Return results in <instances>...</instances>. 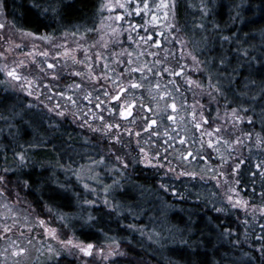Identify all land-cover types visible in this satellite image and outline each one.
<instances>
[{
	"label": "trees",
	"instance_id": "1",
	"mask_svg": "<svg viewBox=\"0 0 264 264\" xmlns=\"http://www.w3.org/2000/svg\"><path fill=\"white\" fill-rule=\"evenodd\" d=\"M101 1L6 0L4 11L0 13V21L8 22L9 25L17 30L23 29L24 31H32L40 35L47 33L57 36L67 32L72 36H79L80 33L86 34L90 28H94L100 20L99 6ZM202 2L203 5L207 6V10L202 6ZM236 2L237 0H176L174 15H176V23L180 26L184 36H186L190 47H192V50L202 62L201 71L197 75L201 84L205 85L206 89L209 88L210 84L215 85V87L227 93L226 96L218 94L215 100H211V93L210 95H205L202 99L207 105L209 104L208 107L210 108L206 112L211 115V119L213 121L216 120L217 117L215 118V116L219 109H237L241 116L253 117L252 120H243L240 131L252 133L255 137L259 135L264 138V121L256 119L255 113L251 108L242 109L240 107L241 102L245 104L249 102L247 97L239 98L238 93L234 95L232 92L234 87L239 88L240 92L245 91L243 87L244 77L250 74L248 63L243 59L244 53L239 51L237 41L235 39H225L233 34L237 38H241V33L247 31L243 23H229L230 17L234 14L233 4ZM252 2L255 8L259 9L261 7V0H252ZM242 7L244 6L242 5ZM53 8L55 11L52 10ZM247 18L246 14L245 19L247 20ZM200 25H204V27L201 28ZM161 35H167L166 31L163 30ZM257 59L260 58L257 57ZM221 60L224 63H220ZM255 72L256 75H264V63L258 64ZM157 74L155 73V78H157ZM229 74L232 75V83L226 85L224 82L225 77L229 76ZM209 75L212 77L211 80L208 79ZM167 76L169 75L167 74ZM177 79L180 80L176 81L175 84L166 77L164 79L159 78V81L155 80L170 90L177 103L182 105L180 117H183V119L179 121L180 127H176L174 132L184 133V129H187L186 132L189 131L192 135L196 130L193 129L189 121V109L183 102L185 92L182 85L186 82L185 77L181 75ZM75 80L76 77L73 75L63 77L52 84V89H45L49 91H47L48 94L45 93L38 100L29 97L27 94L25 95L19 90L10 89L6 82L0 83V145H2L0 147V173H3L6 179L10 181L21 175L37 185L43 179L46 181L45 187L50 186L53 190L51 194L46 192L44 197L40 198L32 188L25 190L22 186H18L19 196L25 202L16 203L15 207L12 208V211L17 213L15 219L19 220V223L15 225L21 227V225L31 224L33 229L32 232L21 230L23 232L22 236L17 234L16 236L15 233L0 236V264H5V261L7 264H82L79 257H73L68 253H63L59 257L48 256L47 249L49 244L47 240L41 233H36L35 231L41 226L36 223L37 216L49 220L50 224L55 226L64 239L73 236L74 239L92 242L96 246L112 243L109 236H105L99 229L95 230L94 234L82 233L79 230L75 231V234L72 231H66L61 221L57 220L55 215L45 207L46 200L48 204L52 205L53 209L59 208L63 212L73 213V220L86 218L89 208L95 213L96 209L103 207V205L94 204L89 206L80 203L83 199H93L94 193H90L88 189L84 188L76 173L80 171L81 164H88L90 157L99 159L100 156H105L107 161L116 163L111 153L108 155L104 154L101 145L107 146L109 140H102V135L99 131H97L98 133H91L88 129L81 128L68 115L59 116L57 111H52L50 108V104L53 102L61 103L64 110L67 108L68 110L73 109L67 107V100L70 98L67 93L69 92V95H71L73 91L72 89L69 91L67 85H71ZM0 81H5L1 73ZM212 90L214 91V89ZM91 91L93 94L88 98H86V92H82L78 104L80 107L84 105L87 108L88 115L91 117L95 115L98 121L105 123L115 114L106 110L109 102L105 99L103 101L99 89L92 88ZM61 92L65 93L63 97L59 95ZM113 105L114 103L112 102L111 106L114 107ZM100 106L103 107V110H101ZM37 113L40 116L39 120L34 119ZM100 116L105 119L100 120ZM162 123L163 119H161ZM125 136L126 134H124ZM145 136L147 135L144 134L142 138L145 139ZM163 141L164 137L152 136L148 142L149 148L162 151L165 147ZM111 144L115 145L116 142H111ZM251 145L252 148L243 154L244 160L241 169L238 170L240 174L237 175L236 173L235 176L239 180L238 190L252 204H259L260 193L264 191V174H261L260 169L256 168L255 165L264 163V147H258L254 142ZM160 146H163V148H160ZM20 152H24L27 157L23 163H21L17 155ZM206 162L207 160H202V163L205 164ZM142 167L145 169L143 176L155 175L157 183L154 186L158 187L159 182L162 180V173L156 169H148L143 165ZM96 172L101 174L100 178L104 183H111L113 177L107 171L105 165L98 167ZM187 176L174 177L172 180L168 177L163 179V183L168 184L172 191H169V188L161 189V193L164 196L162 202H160V195L151 192L150 189L147 192H144L143 189H140V191L144 192L145 199H155L160 202L159 212H164L173 224L177 223L174 217L179 213V209L172 206L177 203L184 205L187 201L191 207L204 209L200 216L196 218L197 225H201L204 213H208L210 220L208 234H218L222 238L221 242L226 243L240 239L243 245V238H245L246 234L252 238L253 243L259 242L260 237L264 236V215L258 217L259 224H247L244 222L243 212L238 209L216 212L215 207L217 205L214 202H208L207 196H205L203 201L195 198L189 199V197L200 194L199 191H196L200 177L198 175L193 180L191 176ZM85 179L88 182L91 178L87 175ZM133 179L147 184V181H144L139 173ZM189 182L195 192L190 191L188 196L180 195L184 191L185 184ZM62 185H71V188H62ZM93 187L97 190L103 188L100 181H98L97 186ZM64 192L72 196L76 204L75 208L71 210L64 208L52 198L53 195L58 196ZM76 193H80L79 198L76 197ZM101 194L103 195L102 192ZM0 196L3 197V199H0V205L7 203L11 207L17 197L16 190L8 187L6 195L0 194ZM205 204H207L206 208L204 207ZM3 213L4 208L0 207V231L3 230L4 224L10 226L13 223V218L5 216ZM125 215L128 217V223L135 222L148 228L156 227L158 223L147 212L136 217H132L128 213H125ZM99 227H103V225ZM104 231L108 232L109 230L105 228ZM130 233V229L127 232L113 230L109 235L117 237L121 246L124 247L127 241L123 239V236ZM132 234L133 238L139 235V233ZM15 240H22V244L14 245L13 241ZM29 241H31V244L28 243ZM149 243L151 242L149 241ZM14 247L27 248V254L16 256ZM249 248L250 246L245 245V250H249ZM109 264H125V261L117 257L111 259Z\"/></svg>",
	"mask_w": 264,
	"mask_h": 264
},
{
	"label": "rangeland",
	"instance_id": "2",
	"mask_svg": "<svg viewBox=\"0 0 264 264\" xmlns=\"http://www.w3.org/2000/svg\"><path fill=\"white\" fill-rule=\"evenodd\" d=\"M149 2H150L151 12H142L141 14V13H134L130 9L126 10V9L119 8V7H116V8H113V7L102 8L101 7L102 4L125 3V0H102L99 6L100 7L99 8L100 20L94 26V28H90V30H88L86 34L79 35V36L78 35L72 36L70 33H68L69 36L67 37H65L63 34L57 35V36L51 35L54 38L51 41V43L49 41H44L40 38L43 34L41 35L37 34L36 37H27L25 35H21L20 31L15 29L13 26L9 25L7 22L6 25L9 31H7L6 36H9L11 40L15 42V45L13 46L11 51H8L7 49L9 47V44L5 43L3 39H0V52L4 53V55H0V66L7 65L9 68L16 67L18 72H20L23 76H27L29 77V79H31L33 76L36 75L38 71V66H37L36 61H33L31 57L27 55L28 53L32 51L33 45H35L36 48L38 49L37 52L33 53V55L36 56L37 61H43L44 59L40 55V53L44 52L45 50L52 52V45L62 44L65 39L68 41L67 47H70V48H74L76 43L87 45L91 49V51L88 52V55L93 56V60L96 61V63H94V70L97 71V74L103 71L104 73L107 74L108 79H104L102 77L98 82L86 80L84 77H80L77 75L78 72L84 71L86 69V65H80V64L73 63V61L70 59L66 62H63V58H57L53 53L50 59L52 60V62L58 65V68L56 69V71H57V75L59 76V79H56L52 76H47V81L53 84L54 82L59 81L65 76H70V75L75 76L76 80L73 83L81 85V87L80 88H69V91L70 89H72L73 91L71 95H69V92H68L67 96L70 97L72 100H74L75 103L74 104L69 103V99L67 98L68 99L67 107H70L73 109L72 110L71 109L68 110V108L65 109V114L68 115L71 119H74V121L81 128L84 127L88 129L91 133L92 132L98 133L97 131H99L102 135V140L107 139L109 140V143L114 142L113 140H110L109 137L111 133H116L117 130L110 129L107 132L101 131L100 129L104 126L105 123H102V121H98L95 118V115L92 117L88 115V110L84 105H82V107L79 106L78 103H79V100L81 99L80 95L82 92H86L87 94V92L91 91L92 88L99 89L100 95L103 101L105 99L109 103H112L110 96H105V93H115L116 90L113 87L112 80L116 78L117 74L123 73V77H124L123 80L117 81V83H123L125 86H128L127 87L128 93L131 94L134 98H136L138 102H139V97L142 96L144 98V103L148 104L149 107L153 109V111H156L155 101H154L155 93L153 92L150 95L149 90L147 88L148 83L157 82L155 80L157 79L155 78V73H162L163 75L159 76V78L161 79H164L166 77V78H169V80L173 81L174 78L172 76L171 71H165V70L168 69L169 64H171L174 68L176 67L177 64H182L185 67L187 75H190L193 77L194 80L199 81L197 75L200 73L201 71L200 69L202 65L200 58H199L200 68H199V71H197L195 67L196 62L192 60L191 56H188V55L181 56L180 51H179L181 47L179 44V40L183 39L186 41L184 45V51L185 52L191 51L193 55H196L195 52L192 50V47H190L186 36H184V34L182 33L180 26H178L176 23V15H174L175 7L171 8V10L169 11V14L165 16L164 9H157L154 7L155 4L160 3V0H149ZM133 7H134V4H133ZM121 12L126 13L127 19L125 20L116 19V16ZM153 14L159 17V20H160L159 24H155V23L149 24L148 23V21L152 19ZM141 15L143 18H141ZM129 24H132L133 27L130 28ZM136 24H139L140 27H135ZM166 25L173 26L172 32L175 33V36L169 33V29ZM113 28H115L117 31L112 32L111 29ZM163 30L166 31L167 35H164V36L161 35V32ZM0 31H4V30H0ZM25 32H28V31H25ZM130 36L131 38H129ZM141 37L150 39L152 41V46L150 47L148 44H145L142 41H140ZM155 39H161L164 42L163 47L169 49L172 55L170 56L166 55L160 49V46L155 45L154 43ZM59 50L63 51V48H60ZM84 51L85 50L83 48L77 49L76 54L79 59H84ZM153 51H157L158 55L153 56L152 55ZM137 52L141 53V55H137ZM101 56L105 58L104 61L99 60V57ZM158 59H163L166 62L162 65L156 64L155 62ZM21 61H24V63H21ZM133 61H136V62L134 63ZM144 61L149 62L150 71H145L143 74H141L137 71V69H139L142 66ZM104 63H107L108 67H104L103 66ZM129 66H131V68L133 69L131 73H129L128 71H125V69H127ZM0 73L2 74L3 78L6 81L7 86L10 89L19 90L23 92L25 95L27 94L29 97L33 99L38 100L41 98L42 95H44L45 93L48 94L49 92L48 90H45L48 88L47 84H44L38 90L35 88V85H34L33 93L35 94H32L29 91H26L25 87L21 86V85H24L25 83L23 80L15 81L14 79L7 78L6 72L4 71L3 67H0ZM167 74L169 76H167ZM40 75L43 77L46 74L41 72ZM141 75L146 77V80L142 81L145 83V88L134 90L131 85L127 84V81L129 79H139ZM178 80L180 79L176 78V81ZM162 86L164 87L163 84ZM182 88H183V91L185 92V95L183 97V102L185 100L187 101L185 105H187L189 109L188 113H191L193 111L197 113L196 121L192 120V117L190 114L188 116L193 129H195L196 131L194 134L192 133V135L189 133V131L188 132L183 131L184 133L179 132L189 137V140L187 143H182L179 140V138H176L175 141L173 142V137H177V133L174 132L176 125L172 121H168L166 119H163V123L161 124V120H160V123L158 126H154L153 129L148 130V134L147 136H145V139L142 138L144 133H141V136L139 139L142 140L143 143L140 144L139 147L143 148L145 147V145H147L149 148V145H148L149 137H152V136L159 137V138L164 137L163 144L165 145L164 148H167V152H164L163 150L159 151L160 156L156 157V159H159L161 161L159 164L153 163V164H146L143 166L148 169H151V168L156 169L163 174L164 172L168 171V169L165 168L164 165H167L170 159L179 160L180 159L179 153L185 152V150L187 149L190 151H194V156L185 157L184 160L190 161L194 167L192 169H189L186 166L183 168L178 166L177 167L178 172L186 173L190 170H194L200 173L202 170H206L209 173H214V172H217V170H219V173L221 175H224V173H227L229 179L236 177L235 175L237 172L232 171V166L234 162L239 161V160H242V161L244 160V156H243L244 152L249 151L250 148H252V145H251L252 142H254L255 145H257V137H255L252 134L251 139L247 138L246 142L240 148L239 153H237V148L239 145L233 144L231 148L227 147V143H225V141L231 142V141L236 140L237 138H239L240 140L244 139V137L241 135V133H244V132L240 131V126L243 124V120L234 121V118L231 115V110L226 108L224 110L219 109V112H218L219 115L216 114L215 118L216 117L217 118L215 121H213V119H211V115L206 112L210 108L208 107L209 104L207 105V103L203 102L202 99L204 98L205 95H210V93L211 95L218 96L216 91L215 90L213 91L212 89H209V88L206 89L205 87L201 89L198 85H190L187 82H184V84L182 85ZM193 93H195V95H193ZM164 99H165L164 97H160L161 104H163ZM194 102H198V103L194 104ZM56 104H59V103L52 102L50 104V108L53 109V107ZM197 104H199L200 106L198 107ZM59 105H60V109H63L61 103ZM113 106L117 107V101H115ZM100 107H101V110H103V107L102 106ZM180 110L181 109L178 110V122L181 120ZM58 111L59 110H57V112ZM176 112L177 110H171L170 114L176 113ZM200 112H203L204 115L208 116L209 120L200 121V116H199ZM237 114L240 115L238 112ZM134 115L139 117L141 115L148 116L150 114L148 113L147 109H145L144 112L141 113L139 108H136ZM157 115L159 117H163L164 113L158 112ZM111 117L112 118L109 119L107 122L115 121L116 123H121V121H123V117H119L118 114H115V116L112 115ZM142 122L143 121L141 119H137L135 121V125L137 126V128ZM197 122H202L204 124V127L203 128L197 127L196 126ZM216 124L220 125L218 135L222 134L224 137L223 140H220L217 142L218 146L221 149V152L224 154L223 156L217 154L216 148L207 143L204 144L203 148L199 147V145L202 142L210 138L209 136L206 135V133L211 129L213 125H216ZM237 125L239 126V128L234 132L233 129L237 128ZM122 127H133V125L124 123L122 124ZM165 128L168 129V132H169L168 136L163 135ZM155 132H160L161 135L156 136L154 135ZM118 134L120 136L122 135L123 137H124V134H126L125 137H129L128 134L123 131H120ZM253 137H255V139H253ZM160 148H163V146H160ZM174 149L177 150V155L171 156L170 154L173 152ZM149 150L152 152H156L155 148L153 149L149 148ZM228 155L232 156L231 160L227 159ZM165 156L167 158L163 159V157ZM205 156L208 157V160L204 164L202 163V160H204ZM225 160L227 161V163L222 164V161H225ZM100 166L102 165L96 166L93 169V172H96L97 168ZM205 166H208V167L205 168ZM0 174H3V173H0ZM185 176L186 175L181 174L178 177L169 176L168 178L172 180L174 179V177L180 178V177H185ZM88 177L91 178V175H88ZM164 178H167V177H164L163 175H161L162 181ZM199 180L200 181H198L196 191H199V192L203 191L205 192L206 196L210 190H213L215 192H220V186L216 183V180L213 179L211 176H208L204 180H201V179ZM88 182L89 184L90 182H92L93 186H97V183H98V181H93L92 179H90V181ZM234 186L238 189V183H236ZM7 191H8V188H5V193H7ZM228 196H234V197L239 196V197L246 199L248 207L247 208L241 207L238 202L230 203L229 200L223 201L224 207L228 209H238L239 211L243 212L244 222H246L247 224H251V223L259 224L258 217L261 215H264V212H258L254 216L253 212L255 211V209L250 208L249 205H255V204L254 203L252 204L251 201L248 198H246L239 190L236 193H231L229 191ZM16 199L18 200L19 204L25 202L24 199L20 198V196H19V199H18V196L16 197ZM16 199L15 201H17ZM216 205L217 207L219 206L218 204ZM46 222L50 224L49 220H46ZM8 227L11 228L12 230L10 232L4 233V235L15 233V235L17 234L18 236H22L23 232L21 230H28L29 232H32V229H33V228L25 227L24 225H21V227H18L17 225L13 226V223H11L10 226L8 225ZM52 227L55 228V226H52ZM35 231L36 233H41L42 236L47 240L49 244L48 248H54L57 251H59L61 254L63 253L70 254L68 250H65L62 248L59 240H57L55 237H49L47 235V232L46 230L43 229V226H40ZM0 232H3V230ZM57 232L60 237V240H66L70 237L74 238L73 236H70L64 239L62 238L61 233L58 230ZM4 235H0V236H4ZM15 241L16 243L14 244ZM15 241H13L14 245L22 244L21 243L22 240L20 241L15 240ZM107 245H110V244H107ZM97 247L104 248L105 251H107L106 245H101ZM72 250H75V249H72ZM47 253H48V256H52L50 252L47 251ZM72 256L78 258L77 255H72ZM79 257H83L89 262H91L93 258H96L97 261L99 262L100 261L102 262L104 260L103 255H99V256L95 255L93 258H89L86 255L79 253ZM113 258H117V257H109V262Z\"/></svg>",
	"mask_w": 264,
	"mask_h": 264
},
{
	"label": "clouds",
	"instance_id": "3",
	"mask_svg": "<svg viewBox=\"0 0 264 264\" xmlns=\"http://www.w3.org/2000/svg\"><path fill=\"white\" fill-rule=\"evenodd\" d=\"M233 8L234 14L230 17L229 23H243L247 31L241 33V38H237L233 34L228 39H235L237 41L238 49L244 53L243 59L248 63L250 74L244 77L243 87L245 91L240 92L239 88L234 87L232 92L234 95L238 93L239 98L247 97L249 102L247 104L241 102L240 107L242 109L251 108L255 113V118L264 121V75H256L255 72L256 66L264 63V0H261V7L259 9L254 7L252 0H237L233 4ZM246 14L247 20L245 19ZM257 57L260 59H257ZM224 82L226 85L231 84L232 75L226 76ZM216 93L227 95L222 90L216 91ZM215 99H217V96L212 95L211 100ZM197 106L199 107L200 105L197 104ZM34 119H40L38 113L34 116ZM238 128L239 126L237 125V128H234L233 131L235 132ZM243 134L241 133L244 139L240 140L241 143L237 148V153H239L240 148L247 140V137ZM109 139L111 140L110 137ZM135 140L136 137H121V143H116L115 145L109 143L107 146L101 145L105 155L111 153L114 158L116 156L120 158L119 160H115L116 163L108 161L107 164H104L107 171L113 177L110 183L113 184V188L110 193H105L103 188L100 190L94 188L92 191L94 198L83 199L81 201L94 200L96 201L95 204L103 205V207H98L95 213L89 208L86 218L75 220L72 218L70 223L63 224L64 229L72 231L73 234L77 230L82 233L94 234L95 230L99 229L105 236H109L112 243L106 245L107 251L103 254L104 260L98 262L96 258H93L89 262L83 257H79V253L76 250H71V255H77L82 264H109V257H119L125 261V264H264V236L260 237L258 243H253L252 238L247 234L243 238V245L240 239L226 243L221 242L222 238L218 234H208V224L210 223L208 213H204L201 225H197L196 218L200 216L204 209L191 207L187 201L184 205L177 203L172 206L179 209V213L174 217L177 222L176 224L171 223L164 212H159L160 202L164 200L161 189L169 188V185L163 183L161 180L158 187H156L154 185L157 181L154 174L143 176L145 169L142 165L146 164L143 162V154L138 151ZM140 141V144H142L143 141ZM170 155L176 156L177 150L174 149ZM153 159L155 160L156 157H153ZM226 163V160L222 161V164ZM178 166L181 168L186 166L189 169L194 167L191 162L181 158L179 160L170 159L169 163L164 165L168 171L162 175L164 177L186 175L177 171ZM207 167L205 166V168ZM191 172L196 173L195 176H191L193 180L198 175L201 180L206 179L208 176L216 180V183L220 186V192L210 190L207 193V200L219 205L215 207L216 212H227L228 208L224 207L223 201L228 200L229 188L236 184V177L229 179L228 175H221L219 170L214 173H209L206 170H202L200 173L190 170L186 173ZM137 173L141 174V178L147 181V184L133 179ZM0 177H5V175L0 174ZM45 183L46 181L41 179L37 185L29 179L18 175L12 181L8 180V182H4L0 180V188L11 187L16 190L17 196L20 195L18 186H22L25 190L32 188L38 197L43 198L46 192L49 194L53 192L50 186L45 187ZM66 188H71V185H67ZM140 189H143L144 192L150 189L151 192L159 194L160 202L155 199H145L144 192H141ZM169 191H172V189L169 188ZM190 191L195 192V189L191 187V183L189 182L185 184L184 191L180 195L188 196ZM0 194L6 195L5 192H0ZM106 196L108 199L107 202H104ZM205 196V192L201 191L199 195L189 197V199L195 198L196 200L203 201ZM76 197L79 198L80 193H76ZM52 198L64 208L71 210L76 207L72 196L67 192L60 193L58 196L53 195ZM48 205V202L45 200V207L55 215L54 211L49 210ZM204 207L206 208L207 204ZM249 207L255 209L253 212L254 216L258 212H264V197L260 196V203L249 205ZM145 212L154 221L158 222L156 227L148 228L135 222H127L128 217L125 213L136 217L145 214ZM89 216H91V220L87 219ZM100 225H103V227H99ZM105 228L109 231L105 232ZM129 229L131 233L123 236V239L127 241L124 247L121 246L117 237L109 235L113 230L127 232ZM132 233H139V235L133 238ZM245 245L250 246L249 250H245ZM109 249L112 250V253L109 252Z\"/></svg>",
	"mask_w": 264,
	"mask_h": 264
},
{
	"label": "snow or ice",
	"instance_id": "4",
	"mask_svg": "<svg viewBox=\"0 0 264 264\" xmlns=\"http://www.w3.org/2000/svg\"><path fill=\"white\" fill-rule=\"evenodd\" d=\"M5 3H6V0H0V13H3ZM133 4H134V7H133ZM175 5H176V0H160V3L155 4L154 7L157 9H164L165 10L164 15L167 16L169 14V11L171 10V8L175 7ZM202 6L205 7V10H207V6L203 5V2H202ZM101 7L102 8L119 7V8H123L126 10L130 9L134 13H141V14H142V12H151L149 0H125V3H119V4L108 3V4H102ZM52 10L55 11L54 8ZM141 18H143L142 15H141ZM110 19H111V17H110ZM116 19L125 20V19H127V15L125 12H121L116 16ZM148 23L149 24H151V23L159 24L160 23L159 17H157V16H155V14H153L152 19L149 20ZM166 26L169 29V33L171 35L175 36V33L172 32L173 26L172 25H166ZM129 27L132 28L133 25L129 24ZM135 27H140V25L136 24ZM200 27L203 28L204 25H200ZM0 30H4V31H0V39H3L5 43L9 44V47L7 50L11 51L13 46L15 45V42L12 41L9 36H6V33H7V31H9V29H8L6 23L3 21H0ZM18 31H20L21 35H25L27 37H36L37 36L36 32H32V31L25 32L23 29H20ZM111 31L116 32L117 30L115 28H113V29H111ZM63 35L65 37L69 36V34L67 32H65ZM80 35H83V33H80ZM40 38L44 41H49L50 43L54 39L51 35H49L47 33H44ZM129 38H131V36ZM225 39H228V38L226 37ZM140 41H142L145 44H148L150 47L152 46V41L150 39H146L145 37H141ZM67 43H68V41L65 39L62 44H59V45L53 44L52 45V52L45 50L44 52L40 53V55L44 58L43 61H37L36 60V56L33 55V53L37 52L38 49L36 48L35 45H33L32 51L30 53H28L27 55L30 56L33 61H36L37 66H38V71H37L36 75L33 76L31 79H29V77H27V76H23L20 72L17 71L16 67L9 68L7 65H3L0 67H3L4 71L6 72L7 78L14 79L15 81L23 80L25 83H24V85H21V86L25 87V90L29 91L32 94H35V93H33V86L34 85H35V88L37 90L41 86H43L44 84H47V87L49 89H52V84L47 81V76H52L56 79H59V76L57 75V71H56V69L58 68V65L56 63L52 62V60L50 59V57L53 55V53L57 58H63V62H66L70 59L73 61V63L80 64V65H86V69L84 71L77 73L78 76L84 77L86 80L98 82L102 77L104 79H108L107 74L104 73L103 71H101V72H99V74H97V71L94 70V63H96V61L93 60V56L88 55V52H90L91 49L87 45H82V44L76 43L74 48H70V47H67ZM154 43H155V45L160 46V49L166 55H169V56L172 55V53L169 51V49L163 47L164 42L161 39H155ZM185 43H186L185 40H183V39L179 40V44L181 46L179 49L180 54H181V56H184V55L191 56L192 60L194 62H196L195 63L196 70L199 71V68H200L199 57L196 55H193L191 51L185 52L184 51ZM60 48H63V51H60L59 50ZM81 48H83L85 50L84 51V59H79L77 54H76L77 49H81ZM0 55H4V53L0 52ZM137 55H141V53L137 52ZM152 55L157 56L158 55L157 51H153ZM129 58H131V57H129ZM99 60L104 61L105 58L103 56H101V57H99ZM133 62L135 63L136 61H133ZM165 62L166 61L163 59H158L155 63L162 65ZM21 63H24V61H21ZM220 63H224V61L221 60ZM103 66L108 67L107 63H104ZM125 71H128L129 73H131L133 71V69L131 68V66H129L127 69H125ZM137 71L141 74H143L145 71H150L149 62L144 61L142 66L139 69H137ZM165 71H171L172 76L174 78L172 81L173 84H175L176 78H178L179 76L182 75L185 77L186 82L188 84L198 85L201 89H203L205 87V85L201 84L200 81L194 80L192 76L187 75L185 67L182 64H177L175 68L171 64H169L168 69H166ZM41 72L45 73L46 75L42 77L40 75ZM161 75H163V74L162 73L157 74V81H159V76H161ZM123 78H124L123 73L117 74L116 78L114 80H112L113 87L116 90L115 93H105V96H110L112 101H117V107H112L111 103H109L106 110L108 112L113 113V114H118L119 117H123L124 119H123V121H121V123H116L115 121H112V122L106 121L104 126L100 130L107 132L110 129H116L117 130L116 133L110 134L111 140L115 141L116 143L122 142L121 136L118 134L120 131L127 133L129 138L136 137L135 144L138 147V151L143 154V156H142L143 162L145 164H153V163L159 164L161 161L159 159L154 160L153 157H159L160 152L159 151L152 152L149 150L148 146L140 148L139 145H140L141 141L139 138L141 136V133H144L145 135H147L148 130L153 129L154 126H158L161 119H166L168 121H172L176 125V127L179 128L180 125L178 122V110L182 107V105L177 103L176 99L172 96L171 91L168 90L166 87H163L160 82H155V83L150 82L147 84L149 94L151 95V93H153V92L155 93L154 101H155L156 111H153V109L151 107H149L148 104L144 103V98L142 96L139 97V102H138V100L136 98H134L131 94L128 93V89L125 87V85L123 83H117V81H122ZM208 79L209 80L212 79L211 75H209ZM145 80H146V77L141 75L139 79H129L127 81V84L131 85L134 90L135 89H143V88H145V83L142 81H145ZM4 82H6V81H0V83H4ZM67 87H69V88H80L81 85L73 83L71 85H67ZM177 87H178V85H177ZM209 89H214L217 92H219L221 90L220 88L215 87V85H211V84L209 85ZM92 94H93L92 91H88L86 94V98L91 97ZM59 95L61 97H63L65 95V93L61 92V93H59ZM193 95H195V93H193ZM160 97L165 98L163 104H161V102H160ZM69 102L73 103V104L75 103V101L72 100L71 98H69ZM184 103L186 104L187 101L185 100ZM196 103H198V102H194V104H196ZM136 108H139L141 113H143L144 110L147 109V111L150 115H148V116L141 115V116L137 117L136 115H134ZM57 110H59L58 111L59 116L65 115V110L60 109L59 104H56L52 109V111H57ZM171 110H177V112L170 114ZM237 111H238L237 109L231 110V115L234 118V121L252 120L253 119V117H251V116L238 115ZM158 112H163L164 113L163 117H159L157 115ZM92 114H95V113H92ZM188 114L191 115L193 121H196L197 113L195 111L188 113ZM217 115H219V113H217ZM226 115H227V113H226ZM199 116H200V121H208L209 120V117L204 115L203 112H200ZM99 119L104 120L105 118L103 116H100ZM137 119H141L143 121L138 126V128L135 125V121ZM180 119H183V117H180ZM124 123L131 124V125H133V127H122V124H124ZM196 126L203 128L204 124L202 122H197ZM219 129H220V125H218V124L213 125L211 127V129L206 133V135L209 136L210 138L207 139L206 141L202 142L199 145V147L203 148L204 144L207 143V144L212 145L213 147L216 148L217 154L223 156L224 154L221 152V149L217 144L218 141L224 139L222 134L218 135ZM186 131H187V129H184V132H186ZM154 135L160 136L161 133L155 132ZM163 135H165V136L169 135L167 128H165ZM243 135H245L248 139H251V137H252V133H244ZM150 138L151 137H149V139ZM176 138H179V140L182 143H187L189 140L188 136L183 135L181 133H177V137H173V142L175 141ZM225 143H227V147L231 148L233 146V144L239 145L241 143V141L239 138H237L236 140L231 141V142L225 141ZM257 146L258 147H264V138L260 137L259 135L257 136ZM0 147H2V145H0ZM162 150L164 152H167V148H163ZM17 155L19 156L21 163H23L27 159L24 152H20ZM193 156H194V151H190L187 149L185 150V152L180 153V158L183 160L185 159V157H193ZM166 158H167L166 156L163 157V159H166ZM119 159L120 158L118 156L115 157V160H119ZM204 159L208 160V157L205 156ZM227 159L231 160L232 156L228 155ZM188 162H190V161H188ZM107 163H108V161L105 159V156H100L99 159H92L90 157L88 160V164H81L80 165V171L76 173V176L80 180V182L83 184L84 188L88 189L90 193L94 190V187L92 184H89L86 181L85 176H87V175H91V179L93 181H100L101 185L103 186V191L105 193L111 192V190L113 188V184L104 183V181L101 180V178H100L101 174L99 172H93V169L96 166L104 165ZM125 163H127V161H125ZM242 163H243L242 160L235 161L233 166H232V171L237 172V175L240 174L238 170L241 169ZM114 167H115V165H114ZM255 167L260 169L261 174H264V163H257L255 165ZM185 174L190 175V176L196 175L195 172L185 173ZM224 175L227 176V173H224ZM0 180H3L4 182H8L6 177H0ZM236 183H239V180H236ZM62 187L66 188L67 185H64ZM229 191L231 193H236L238 191V189L235 186H232L229 188ZM0 192H5V189L0 188ZM260 196L264 197V191H261ZM0 199H3V197L0 196ZM18 199H19V196H18ZM107 199L108 198L106 196L104 198V202H107ZM227 199L233 203L238 202L241 207H245V208L248 207L247 200L242 198V197L228 196ZM16 203H18V200L14 201L12 203L11 207L7 203L0 205V207L4 208L3 214L7 217L13 218V226H15L16 223H19V220L15 219V217L17 216V213L12 211V208L15 207ZM80 203H84V204L91 206V205H94L96 203V201L85 200V201H80ZM48 208L50 211L55 212L56 219L61 221L62 224H68L71 222L73 215H74L73 213L63 212L59 208L53 209L51 204L48 205ZM87 219L91 220V216L87 217ZM36 223L43 226V229L46 230L47 235L49 237H55L57 240H59L62 248L65 250H68L69 252L72 249H75L79 253H82L89 258H93L95 255H103L105 252L104 248H98L92 242H86L84 240H77V239H74L71 237L66 239V240H60L57 229L53 228L51 226V224H49L48 222H46L45 219H42L39 216L36 217ZM25 227L32 228L33 226L31 224H26ZM11 230L12 229L9 228L7 224H4L3 232H0V235H4V233L10 232ZM15 243L16 242H14V244ZM28 243L31 244V241H29ZM27 251H28V249L25 247H14V253L16 256H20L21 254H27ZM47 251L50 252L53 257H59L61 255V253L54 248H48ZM109 252L112 253V250L109 249ZM5 264H7L6 261H5Z\"/></svg>",
	"mask_w": 264,
	"mask_h": 264
},
{
	"label": "water",
	"instance_id": "5",
	"mask_svg": "<svg viewBox=\"0 0 264 264\" xmlns=\"http://www.w3.org/2000/svg\"><path fill=\"white\" fill-rule=\"evenodd\" d=\"M125 87L127 88L128 86H125ZM111 102L115 103V101H112V100H111ZM123 119H124V118H123Z\"/></svg>",
	"mask_w": 264,
	"mask_h": 264
}]
</instances>
